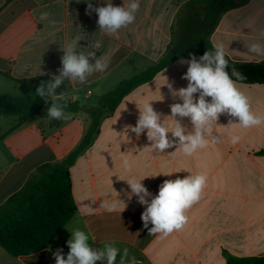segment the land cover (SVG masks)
<instances>
[{
  "label": "crops",
  "instance_id": "crops-1",
  "mask_svg": "<svg viewBox=\"0 0 264 264\" xmlns=\"http://www.w3.org/2000/svg\"><path fill=\"white\" fill-rule=\"evenodd\" d=\"M204 1L140 0L135 22L106 35L99 32L97 14H86L84 0H0V95H22V84L58 75L63 54L59 48L76 37L82 50L102 41L99 50H91L110 61L106 72L94 74L86 84L64 82L58 94L83 108L68 112L70 119L48 120L46 111L29 122L18 116L0 117V205L20 191L40 166L59 164L74 152L91 124L86 109L97 106L99 97L122 80L164 58L182 21L202 13ZM240 1L220 17L211 43H223L226 57L234 63L259 64L264 55L251 53L249 47L264 45V0ZM91 2L99 7L106 0ZM112 3L121 6L123 0ZM179 61L135 88L115 112L102 116L97 132L68 166L76 211L52 244L20 257L0 247V264H55L53 253L63 249L66 258V241L75 229L86 232L94 248L113 244L121 254L127 249L124 264H227L231 259L264 257V124L225 127L230 117L221 115L213 132L219 142L190 157L173 152L175 148L153 151L146 131L137 137L126 130L136 125L138 108L145 102H151L170 125L171 117L166 116L174 101L165 77L175 89L188 83L182 79L187 65ZM40 66L47 75L39 76ZM237 86L249 97L252 111L264 114V84L237 81ZM231 135L241 139L232 144ZM122 153L133 158V174L137 179L146 177L142 183L153 195L166 179L207 174L202 197L186 212L189 220L181 231L166 237L148 234L141 220L144 207L135 196L129 199ZM113 200H122L126 208L122 211L121 204L120 210L109 212L101 206Z\"/></svg>",
  "mask_w": 264,
  "mask_h": 264
},
{
  "label": "clouds",
  "instance_id": "clouds-1",
  "mask_svg": "<svg viewBox=\"0 0 264 264\" xmlns=\"http://www.w3.org/2000/svg\"><path fill=\"white\" fill-rule=\"evenodd\" d=\"M76 2L80 3L81 0ZM84 2L87 3L86 14H97L99 32L106 35H114L133 24L140 9V0H123L121 6H114L112 0H106L99 7H94L91 0ZM79 40L80 37H76L59 48L63 53L60 57L61 67L57 69L59 74L51 75L35 90L34 95L44 100L46 105L51 102L46 109L48 120L71 118V114L66 111L64 95L57 93V89L66 80L83 85L94 74L104 73L109 68L110 61L103 55L98 56L95 51L102 47V41L97 40L90 49L82 50ZM249 51L264 55V45L252 43ZM179 63L187 65V71L182 76L188 82L187 86L175 89L174 82H169L165 77V85L174 101L169 106L171 114L166 116L171 117L170 125L165 122V116L154 110L151 102H145L142 108H138L136 125L126 126V130L135 133L137 137L146 131L147 140L151 142L149 147L153 151L165 153L166 149L175 148L173 152L190 157L210 143L219 142L213 132L221 115L230 117L225 127L235 124L248 129L264 124V114L252 111L249 97L237 86V81L245 79V76L235 67L229 71L223 43L214 44L212 50L206 51L199 58L193 53L189 59L181 58ZM43 75L47 73L40 66L39 76ZM240 139L239 135L230 136L232 144L238 143ZM120 159L122 168L128 173L126 182L131 190L129 199L135 196L144 207L141 220L148 234L166 237L181 231L189 220L186 212L202 197L207 186V174L200 172L166 179L159 185L157 194L153 195L142 183L146 177L137 179L133 174V158L130 154L122 153ZM163 175L170 176L171 173ZM121 204L123 211L127 205L122 200L106 201L101 206L113 212L120 210ZM70 232L71 237L66 241L69 248L66 258L63 249H57L53 253L55 264H124V258L128 256L127 249L121 254V250L113 244L94 248L86 232L79 229Z\"/></svg>",
  "mask_w": 264,
  "mask_h": 264
},
{
  "label": "trees",
  "instance_id": "trees-1",
  "mask_svg": "<svg viewBox=\"0 0 264 264\" xmlns=\"http://www.w3.org/2000/svg\"><path fill=\"white\" fill-rule=\"evenodd\" d=\"M247 1L241 0L239 4ZM237 5L235 0L204 1L202 13L190 15L182 21L178 38L169 46L164 58L146 70L122 80L115 88L99 97L97 106L86 109L91 124L80 146L61 163L40 166L20 191L0 205V247L5 252L13 257L29 256L52 244L76 211L68 166L97 132L102 116L115 112L125 96L173 62L181 58L189 59L193 53L199 58L206 51L212 50L211 35L220 17ZM226 59L229 71L235 67L245 76V79L238 82L264 84V62L242 65L228 57ZM49 78L42 77L30 84H22V95L1 94L0 117L18 116L22 121L29 122L37 118L41 111H46L51 102L46 105L44 100L34 94L40 83ZM66 102L67 112L83 109L77 102ZM227 264H264V257L231 259Z\"/></svg>",
  "mask_w": 264,
  "mask_h": 264
},
{
  "label": "rangeland",
  "instance_id": "rangeland-1",
  "mask_svg": "<svg viewBox=\"0 0 264 264\" xmlns=\"http://www.w3.org/2000/svg\"><path fill=\"white\" fill-rule=\"evenodd\" d=\"M62 88H64V85H62ZM62 91V89L60 90V92ZM57 93H59V92H57Z\"/></svg>",
  "mask_w": 264,
  "mask_h": 264
}]
</instances>
